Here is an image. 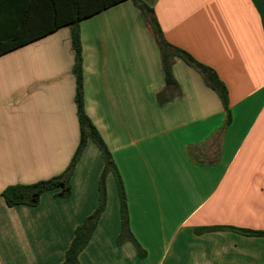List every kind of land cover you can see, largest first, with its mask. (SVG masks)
Masks as SVG:
<instances>
[{
	"label": "crops",
	"instance_id": "crops-1",
	"mask_svg": "<svg viewBox=\"0 0 264 264\" xmlns=\"http://www.w3.org/2000/svg\"><path fill=\"white\" fill-rule=\"evenodd\" d=\"M142 1L164 39L225 84L231 121L205 74L181 56L172 59L180 93L159 102L171 95L161 51L133 1L81 21L85 111L112 153L131 232L147 254L117 241L110 173L80 264H264V236L240 231H264V0ZM12 53L11 76H0V264H62L98 207L104 161L89 140L70 197L54 190L37 206L6 204L7 187L64 173L81 136L70 30L0 59Z\"/></svg>",
	"mask_w": 264,
	"mask_h": 264
},
{
	"label": "trees",
	"instance_id": "trees-1",
	"mask_svg": "<svg viewBox=\"0 0 264 264\" xmlns=\"http://www.w3.org/2000/svg\"><path fill=\"white\" fill-rule=\"evenodd\" d=\"M128 0H0V56L14 51L22 46L42 39L63 28H70L71 42L75 52L73 73L76 77V105L80 125V142L71 162L64 173L51 179L41 180L33 184L12 185L1 194L9 207L16 205L37 206L42 194L57 190L56 197L68 198L71 195V178L89 140L99 148L104 167L100 176V199L97 209L87 217L84 223L76 229L74 239L65 253L62 264H80V253L88 245L98 224L99 218L106 207V180L110 173L116 178L121 211V233L118 243L131 241L140 257H146V251L133 236L130 224L126 192L124 184L112 153L106 142L92 123L84 107L83 98V59L80 23L106 9ZM133 1L150 24L162 55V70L166 92L158 95L160 103H166L180 93V86L172 73V59L183 57L185 61L205 74L208 84L219 94L226 109V123L231 121L228 105V91L225 84L209 67L196 62L186 52L172 46L163 37L155 17L154 10L142 0ZM218 226L211 229H223ZM205 228L203 230H208ZM233 229V228H232ZM250 235L264 236V231L240 230Z\"/></svg>",
	"mask_w": 264,
	"mask_h": 264
},
{
	"label": "rangeland",
	"instance_id": "rangeland-1",
	"mask_svg": "<svg viewBox=\"0 0 264 264\" xmlns=\"http://www.w3.org/2000/svg\"><path fill=\"white\" fill-rule=\"evenodd\" d=\"M70 30V28H68ZM70 35H71V31H70ZM14 53L12 54H9L7 59H3L0 61V76L1 75H8V76H11V71H12V64H13V55ZM200 158V157H198ZM201 159V158H200ZM204 161V160H203ZM100 199V198H99ZM108 199V196H107V181H106V201ZM107 203V202H106ZM99 205V204H98Z\"/></svg>",
	"mask_w": 264,
	"mask_h": 264
}]
</instances>
